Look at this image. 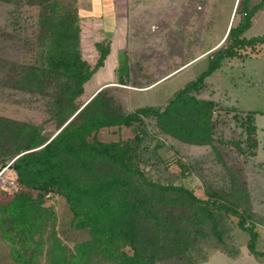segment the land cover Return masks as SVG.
I'll return each instance as SVG.
<instances>
[{"label":"rangeland","instance_id":"rangeland-1","mask_svg":"<svg viewBox=\"0 0 264 264\" xmlns=\"http://www.w3.org/2000/svg\"><path fill=\"white\" fill-rule=\"evenodd\" d=\"M32 1L0 0V117L35 127L45 140L104 85L101 97L110 100L116 113H129L144 106L163 109L175 91L206 68L212 52L205 53L223 39L236 2L118 1L114 13L119 15L115 25L120 36L119 47H114L103 65L96 69L84 93L68 105L66 96L59 104L54 100L60 84L43 76L41 69L46 68L42 66L46 60L43 56L51 40V25L60 14L77 13L80 49L81 25H87L81 24L78 0H44L42 6ZM260 1L248 0L247 6L251 8ZM52 2L58 5L57 13L51 11ZM240 15H235L232 26L237 25ZM42 16L54 19L42 24ZM88 31L92 41L82 55L93 67L99 57V50H94L91 44L94 37L113 30L90 27ZM258 35H264V6L256 11L250 27L242 34L246 38ZM111 36L112 32L108 37ZM107 38L102 41L103 45ZM119 48H126L129 58V72L120 82L116 58ZM239 53L226 58L191 92L215 104L210 144L178 141L164 134L149 116H142L132 126L104 127L95 134L104 142L130 141L136 147L131 165L150 183L181 186L200 199L195 203L180 194H163L156 188L145 187L137 176L130 179L132 186L150 199L146 205L160 221L155 225L150 220L142 228L146 234L158 233L157 245L164 258L155 264H264V256L248 250L249 235L239 228L238 217L216 206L228 204L241 212L246 225L251 224L258 235L255 249L264 251V44L249 46ZM29 70H35L38 75L33 82L24 83L21 78ZM250 114L251 122L246 120ZM136 132L139 141L133 140ZM25 139L21 136L15 143L0 146V168L22 152L16 148ZM88 140L92 141V135ZM98 165L107 169L103 161ZM109 165L124 174L116 165ZM0 182V202L21 188L11 166L0 173ZM42 199L55 220L46 223L45 244L34 264H52L48 254L51 225L67 256L74 255L75 245L90 237L87 228L76 227L62 196L52 191ZM202 208L213 217L204 214ZM177 237L180 243L176 242ZM124 249L131 253L129 247ZM0 264H18L7 256L6 244L1 238ZM88 264L112 262L98 254L91 256Z\"/></svg>","mask_w":264,"mask_h":264},{"label":"trees","instance_id":"trees-1","mask_svg":"<svg viewBox=\"0 0 264 264\" xmlns=\"http://www.w3.org/2000/svg\"><path fill=\"white\" fill-rule=\"evenodd\" d=\"M43 2L32 1L40 6ZM247 3L248 0H239L235 12V15L241 14L239 22L231 26L225 42L209 54L206 68L175 91L163 109L144 106L129 113H116L110 100L102 98L99 91L48 143L14 160L11 167L21 188L5 202H0V238L6 244L7 256L12 262L34 264L42 251L46 223L55 220L54 213L44 206L42 198L52 191L65 199L76 227L87 228L90 237L75 245L74 255L67 256L51 225L48 254L52 264H88L89 258L98 254L112 264H155L156 260L164 258L157 245L158 233L146 234L142 231L148 221L153 220L155 225H159L160 221L146 205L150 199L132 186L130 179L137 176L145 187L156 188L163 194H180L195 203H199L200 199L181 186L150 183L131 165L136 147L130 141L104 142L98 140L95 134L104 127H129L139 123L142 116H149L156 120L157 127L164 134L178 141L193 145L210 144L213 140L211 116L215 104L212 100L199 99L191 92L197 90L204 78L215 72L226 58L239 56V50L249 46L264 44V35L242 36L250 27L256 11L264 6V0L251 8ZM49 6L53 13L58 12L57 3L52 2ZM53 19V16L49 20L41 17L42 24ZM104 24L103 29L109 30L114 21L105 19ZM79 30L77 13L60 14L51 25L52 36L43 56L46 60L42 62L46 68L41 72L46 79L50 77L60 84L54 98L58 104L64 96L68 105L72 104L79 94L84 93L85 85L110 52L109 44L103 45L102 41L112 31L102 37L97 35L99 37L93 48L99 50V57L91 67L79 48ZM37 75L35 70H29L21 81L31 83ZM246 120L251 122V114ZM91 135L92 141L88 140ZM21 136L26 138L25 142L18 144L16 150H29L47 141L35 127L19 125L0 117V146L15 143ZM133 140H140L137 132ZM102 161L107 163L106 170L98 165ZM109 164L116 165L124 174ZM216 206L238 217L239 228L249 235L248 250L256 256H264V251L255 249L258 235L251 224L246 225L243 214L228 204ZM202 211L213 217L207 209L202 208ZM176 242H181L178 237ZM125 246L130 248L131 253L124 249Z\"/></svg>","mask_w":264,"mask_h":264},{"label":"crops","instance_id":"crops-1","mask_svg":"<svg viewBox=\"0 0 264 264\" xmlns=\"http://www.w3.org/2000/svg\"><path fill=\"white\" fill-rule=\"evenodd\" d=\"M120 0H78V8H79V16L81 18V24L84 22L87 26L81 25V50L82 54L84 49L90 45L92 41L91 38L88 36V29L92 28H102L104 27V20H112L114 21V25H116L119 15L114 13V7L117 6V2ZM114 34L112 31V36L108 37L107 43L109 44L110 52H113L114 47H116L117 40L120 39V36L116 34L117 26L115 27ZM83 31H86L84 33ZM95 33L94 35H96ZM106 38L104 37V40ZM97 38L94 37V41L91 43L93 46L96 42ZM119 47V45H118ZM121 48V47H120ZM119 48V49H120ZM118 49V50H119ZM117 50V51H118ZM116 51V54H117ZM109 52V53H110Z\"/></svg>","mask_w":264,"mask_h":264},{"label":"water","instance_id":"water-1","mask_svg":"<svg viewBox=\"0 0 264 264\" xmlns=\"http://www.w3.org/2000/svg\"><path fill=\"white\" fill-rule=\"evenodd\" d=\"M238 2H239V0H236L235 6H234V9H233V12H232L231 20H230V22L228 24V27H227V30H226V33H225L223 39L215 47H213L210 50H208L205 53V55L210 53V52H212L213 50H215L216 48H218L221 44H223L225 42V40H226V38L228 36V33L230 31V28L232 26V22H233V19H234V16H235L236 7L238 5ZM116 58H117V71H118L117 81L120 82V81L123 80V77L126 76L128 74V72H129V58H128L127 49L126 48L119 49L117 51ZM103 87H105V85ZM103 87L98 88L92 95H90L89 98L83 103V105L45 143H43V145H41L39 147H36V148H33V149L22 151L19 154L15 155L8 163H6L5 165H3L0 168V173L4 169L9 168L12 165V163L14 162V160L16 158H18L19 156H21L22 154L30 152V151H33V150H36V149H39L42 146H44L46 143H48L75 116V114L78 113L80 111V109H82V107L85 106Z\"/></svg>","mask_w":264,"mask_h":264},{"label":"flooded vegetation","instance_id":"flooded-vegetation-1","mask_svg":"<svg viewBox=\"0 0 264 264\" xmlns=\"http://www.w3.org/2000/svg\"><path fill=\"white\" fill-rule=\"evenodd\" d=\"M115 26V25H114ZM113 24H110L109 28H111L112 30L114 29ZM116 27V26H115Z\"/></svg>","mask_w":264,"mask_h":264}]
</instances>
